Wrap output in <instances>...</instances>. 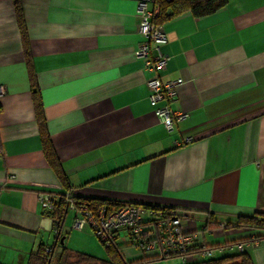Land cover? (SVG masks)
I'll list each match as a JSON object with an SVG mask.
<instances>
[{"label": "crops", "instance_id": "obj_1", "mask_svg": "<svg viewBox=\"0 0 264 264\" xmlns=\"http://www.w3.org/2000/svg\"><path fill=\"white\" fill-rule=\"evenodd\" d=\"M20 2L47 128L77 199L183 210L198 244L258 234L225 224L264 209V0L161 24L169 59L159 77L182 79L171 108L188 113L172 131L135 54L138 0ZM0 84V264H28L56 242L36 194L63 185L42 151L13 0H0ZM244 243L264 264V242Z\"/></svg>", "mask_w": 264, "mask_h": 264}, {"label": "built area", "instance_id": "obj_2", "mask_svg": "<svg viewBox=\"0 0 264 264\" xmlns=\"http://www.w3.org/2000/svg\"><path fill=\"white\" fill-rule=\"evenodd\" d=\"M159 9L157 0H138L137 12L140 20L137 30L143 39L135 54L145 59L144 67L152 73L146 80L149 103L165 129L172 131L175 124L184 120L188 113L171 108L176 88L182 83V79L162 81L159 77V72L165 69L169 59V56L160 50V44L165 40V32L161 24L154 21ZM152 51L154 54H151ZM6 92V86L0 84V96ZM3 153L0 147V155ZM3 186L0 185V189ZM36 195L45 214H51L57 200L63 198L67 210L73 212L72 227H90L105 247L114 246L120 250L122 246L130 245L148 256L176 257L182 264L241 252L246 247L242 241L198 244L201 239L200 231H187L183 228L182 219L188 217L183 210L126 202L115 207L104 203L90 209L85 204L77 203L70 187L62 189L60 193L40 190ZM45 250L50 251L51 248L46 247Z\"/></svg>", "mask_w": 264, "mask_h": 264}, {"label": "trees", "instance_id": "obj_3", "mask_svg": "<svg viewBox=\"0 0 264 264\" xmlns=\"http://www.w3.org/2000/svg\"><path fill=\"white\" fill-rule=\"evenodd\" d=\"M227 1L228 0H157L160 9L159 13L154 17V21L155 23L162 24L170 20L171 18L187 11L197 17L209 15L216 12L221 7L225 6ZM13 6L17 27L20 33L24 61L27 66V72L30 82L31 99L35 114V120L41 140L42 151L48 165L51 167L56 177L63 185V189H67L69 188L67 182V175L61 165V161L50 138V134L47 128V121L44 113L41 90L36 79V72L33 66V57L29 43L25 16L20 0H13ZM77 203L85 204L90 209H95L104 203L108 204L109 207H115L116 205L120 204L100 199L86 198L77 199ZM67 212L68 210L66 202L63 198H59L55 203L53 211L51 212L52 217L54 218L55 223L57 225L56 242L52 247L49 246L51 248L50 251H46L44 247H41L36 252L31 253L28 264H51L56 262L60 264H89L91 262H97L101 264H129L128 262L124 261L120 250L114 246L106 247L108 251L110 250L114 253V256H112V258H109L108 260H98L95 257H86L84 255L79 256L77 258H71L66 249L60 250L58 253H55V247L59 242L60 238L62 237L60 231ZM213 224V220L209 218L206 221L205 228H212ZM225 227L251 228L258 231V234L254 238L233 241L248 242L253 240H261L262 242H264V209L257 210L253 212L252 215H240L238 216L235 222L226 223ZM142 255V261L158 259L157 257L144 256L143 252ZM189 264H255V262L247 251H241L237 253L226 254L216 258L202 259L195 263Z\"/></svg>", "mask_w": 264, "mask_h": 264}, {"label": "rangeland", "instance_id": "obj_4", "mask_svg": "<svg viewBox=\"0 0 264 264\" xmlns=\"http://www.w3.org/2000/svg\"><path fill=\"white\" fill-rule=\"evenodd\" d=\"M73 212L68 211L61 228V235L64 236L63 242L60 241L55 247V253L60 250L66 249L71 258H77L79 256H92L98 260H108L114 256L112 251L101 243V241L94 234L92 229L86 226L83 229H77L72 227ZM120 253L125 262L129 264H181L178 258H158L153 260L142 261V252L136 250L130 245H125L120 248ZM144 256H148L144 254ZM253 261L256 263L255 258ZM88 264V263H87ZM89 264H100L97 262H91Z\"/></svg>", "mask_w": 264, "mask_h": 264}, {"label": "flooded vegetation", "instance_id": "obj_5", "mask_svg": "<svg viewBox=\"0 0 264 264\" xmlns=\"http://www.w3.org/2000/svg\"><path fill=\"white\" fill-rule=\"evenodd\" d=\"M51 264H60V263L56 262V263H51ZM69 264H78V263H69Z\"/></svg>", "mask_w": 264, "mask_h": 264}, {"label": "water", "instance_id": "obj_6", "mask_svg": "<svg viewBox=\"0 0 264 264\" xmlns=\"http://www.w3.org/2000/svg\"><path fill=\"white\" fill-rule=\"evenodd\" d=\"M63 238H64V237L62 236V237L60 238V240H59L61 243L63 242Z\"/></svg>", "mask_w": 264, "mask_h": 264}]
</instances>
